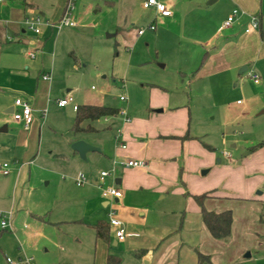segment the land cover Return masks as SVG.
<instances>
[{"label": "rangeland", "instance_id": "rangeland-1", "mask_svg": "<svg viewBox=\"0 0 264 264\" xmlns=\"http://www.w3.org/2000/svg\"><path fill=\"white\" fill-rule=\"evenodd\" d=\"M40 1L44 4V13H40L43 20L39 26L41 34L38 37L23 22L30 39L25 50L36 54L37 74L44 68L51 72V76L53 74L54 87L49 95L50 104L40 115L42 130L38 133L36 151L28 161L25 168L27 174L19 182L18 189L15 191L16 181L11 180L13 173L0 176V196H5L4 201L11 198V203L13 200L15 204L19 202L18 208L0 205V210L10 212L20 209L21 214L16 222L18 231L32 230L35 226V218L26 214L23 210L25 206L31 207L43 198H48L52 202V209L56 211L67 202L70 204L79 189L94 186L89 191L99 193V204L96 202L93 212L92 207H88L83 213L86 218L80 216L87 219L92 213L108 222L110 211L115 209L116 217L124 224L125 238L128 237L122 219L123 207L107 197L104 199L109 200L110 204L105 209L102 206V188L97 181L102 171L109 172L103 187L114 186L126 195L123 186L115 181L118 172L111 168L107 159L98 161L94 158L97 154L93 152H90V158L83 160L78 154L74 156L72 150L75 141L90 143L87 139L93 142L104 140L105 147L112 148L115 131L107 127L109 120H105V117L81 124L82 127L91 124L98 131H73L76 112L71 106L59 107L58 101L62 99L60 92L67 96L71 93L67 89L72 88L70 84H73V87L78 86L74 91L78 92V96L74 97L78 105L90 100L96 104L120 107L119 110L127 109L129 115L138 116L151 107L153 91L163 86L169 90L173 106L186 109L190 122L187 126L189 133L199 137L200 146L197 143L188 147L184 144L180 155L175 156L179 164L178 179L164 190L167 194L165 198H162L164 193H157L152 188L127 190L129 203L134 209L132 211L138 218H147L151 223L171 224L175 230H179L174 232L172 238L176 236L181 239V243H191V234L185 233L187 212L190 209L187 206L191 204L186 190L195 194L207 191L227 193L235 198H214L233 206L228 209L233 212L235 227L231 238L223 242L251 243L253 237L259 238L260 235L263 239L259 242L264 241V235L255 229L264 228V169L247 171L238 165L249 154V147L264 140V50L246 57L238 67H228L236 60L233 49L229 47L224 51L222 61L212 65V56L229 39L228 31L221 29L222 22L235 8L240 10L235 21L244 15L250 20L255 14L247 13L232 0H216L212 3L210 0H175L181 14L171 24L164 25L154 21L155 9L145 8L144 0H74L71 18L75 25L59 27L55 24L54 33L48 34L40 43V36L46 31L45 24L57 22L52 21V11L59 4H64L65 0ZM259 6L258 12L261 14L257 16L264 32V0H259ZM153 21L156 30L148 28ZM247 27L248 24L235 22L236 36L247 35ZM140 28L145 29V35H138ZM209 38L212 39L210 42ZM124 52L130 53L132 60L127 72L120 75L114 69L117 59ZM55 65L64 69V72L59 73L61 76L55 72ZM244 66L247 69L240 73ZM219 67L223 68L216 71ZM254 72L260 76V83H255L249 77ZM121 94L127 97L125 101L120 100ZM206 144L212 149L207 148ZM119 166L125 167L122 162ZM203 170L209 171L203 174ZM79 174H84L88 179L81 186L75 182ZM102 211H105L103 215ZM12 216L8 215V227L2 232L0 217V244L12 243L16 255L14 252L0 251V264H10L8 257L14 264H21V260L35 256L33 251H29L30 243L34 241L28 239L24 243L9 234H14ZM89 222L94 223L91 220ZM25 225L28 227L25 228ZM247 231L250 237L246 236ZM115 232L113 228L110 243L115 241ZM73 239V243H77L76 238ZM26 243L29 245L26 246ZM188 246L185 244L186 248ZM115 248L123 263L135 259L129 247ZM261 264H264V260Z\"/></svg>", "mask_w": 264, "mask_h": 264}, {"label": "crops", "instance_id": "crops-1", "mask_svg": "<svg viewBox=\"0 0 264 264\" xmlns=\"http://www.w3.org/2000/svg\"><path fill=\"white\" fill-rule=\"evenodd\" d=\"M67 1L65 0L64 4H59L56 10L52 11V21H58L63 16ZM159 1L168 6L171 14L162 15L152 6L155 9L154 21L157 20L164 25H169L181 14V10L178 9L175 0ZM215 1L210 0V3ZM232 2L242 7L247 13L259 16L261 14V12H258L260 8L259 0H232ZM43 5L40 0L0 1V161H8L10 163L11 171L9 174L13 173L11 180L12 182L16 181L15 191L18 189L19 182L27 174L25 168L36 151L38 133L40 134L42 130L40 115L47 105L50 104L49 95L52 93L54 87L52 83L53 74L51 76V72H47L45 68L37 74L36 65L38 61L36 54L32 57L25 50L30 39L27 37L26 30L22 24H24L23 22L28 16H41L40 13H44L42 10ZM154 21L152 22L153 24ZM235 22L241 25H249L250 20L244 15ZM223 23L221 24V29L228 31L227 37L229 39L212 56V65L216 64L217 61H222L223 53L229 47L233 49V56H236V60L230 63L228 67L235 65L238 67L244 63L246 57H252L264 50L262 24L260 28H252L250 31H246L245 29L247 35L236 36L237 32L234 30V23L227 28L223 27ZM45 28L46 31L40 36V43L42 40H45L48 34L54 33V26L45 24ZM153 30H156V28ZM31 31L38 37L41 34V31L39 33ZM258 32L260 35H258ZM145 34L144 32L140 34L138 30V35L143 36ZM211 40L209 38L208 41L210 42ZM131 60L132 56L130 53H122V56L117 59V67L114 69L117 71V74L124 75ZM55 68L57 74L64 72L62 67L59 69L55 65ZM222 68L219 67L216 71H220ZM244 71H240V73ZM46 73L50 75L49 79L43 77ZM70 85L72 88H68L67 92H71L72 94L70 93L67 96H72L73 100L65 106L58 105L61 108L71 106L73 111L77 112L74 105H80H78L79 102H75L78 92L74 93V91L78 89V86L73 87V84ZM60 94L62 95V99L67 97L62 92ZM18 97L29 101L32 105L34 119L28 127H25L24 121L14 118V111L19 110L18 107H15V100ZM171 99L172 96L168 89L163 86L157 87L156 91H153L151 107L140 115L132 116L127 112L130 117L129 121L119 112L120 116L116 114L105 117V120H109L107 127L115 131V143L112 148L109 146L107 149L104 145V140L93 142L87 139V141L101 149L100 151H89L87 157L90 158V152H93L97 154L94 158H97L98 161L107 159L111 168L116 169V172H118L115 178L116 183L121 184L126 190V195L123 192V196L115 200V203L118 202L123 207L122 219L125 221L128 237L120 240L115 235L114 243H110L111 236L109 240H105L96 234L95 225L105 222L101 220L100 215L91 213L87 219H84L86 216L83 213L86 212L88 207L91 206V211L93 212L95 211L96 202L99 204V193L95 191V194H93L89 191L94 186L87 187V189H79L75 198L70 200V204L67 202L65 206L60 207L58 210L56 209V211L52 209V202L48 198H43L42 201H38L35 205L31 207L25 206V209H23L26 214L34 216V228L32 230L20 229L18 231L16 222L21 214L19 212L20 209H18L12 211L13 216L11 217V226L14 227V234L9 233L16 239L23 240L24 243L28 239H30L29 241H34V243H30L29 251L30 253L33 251L35 256H32V258L37 264H107L109 254L119 257L120 264H261L262 260H264V241L259 242V240H262L263 236L261 237L260 235L259 238L253 237L250 241L251 243H225L214 238L204 225L201 219L200 207L191 195V204L187 206L190 209L187 212L188 217L186 219L187 227L185 232L191 234L193 238L192 240L189 239L191 243H181V239L176 236L172 238L174 232H178L179 230H175L176 228L171 224L159 223L156 219L158 223H151L147 218H138L135 212L132 211L133 208L129 203L127 190H138L143 187L147 189L152 188L157 193H164L162 198H165L167 194L164 190L178 179L179 164L175 156L180 155L184 144L187 147L193 146L195 143L200 146V141L197 139L199 137L189 133L187 126L190 125V122L186 109H179V107L173 106ZM85 101L87 102L84 104L108 106L92 103L90 100ZM237 102L239 104V100ZM119 108L117 107V109ZM5 125L6 130L3 129ZM89 125L92 126L91 124L87 126ZM92 127L89 130H83V132L98 131L96 127ZM187 133L189 137L183 138ZM184 139L186 140L182 141ZM206 145L207 148L212 149L210 145ZM72 150L74 156L78 154L80 157L77 151L73 148ZM127 159L144 160L146 164L137 167L119 166L120 162ZM238 165L246 168L247 171L264 169V146L257 148L253 152H249V154L241 159V163ZM170 190L168 189L167 191ZM188 192L195 194L189 190ZM4 197L0 196V205L6 208L11 207V209L19 207V202L15 204V200H13L11 203L9 201L11 198L4 201ZM219 197L235 198V196L228 195L227 193L212 192L209 200H206L208 209L221 211L232 206H228L227 202L220 199H214ZM104 198L106 197L102 195V206L106 209L110 201ZM103 213L105 211H102L101 215ZM89 220L94 221V223L89 222ZM260 220L263 221V219ZM24 227L27 228L28 226L25 225ZM234 227L235 224H232V229ZM113 228L116 230L110 224V234ZM255 229L264 235V228L257 227ZM3 230H6V228H2L1 232ZM17 231L18 234H16ZM247 232L246 236L250 237L249 231ZM53 237L54 240H51ZM74 237L77 243H73ZM185 244L189 245L188 248L185 247ZM28 245L29 243H26V246ZM31 245L32 248H30ZM111 245L114 247H111ZM115 246L129 247L133 251L135 259L123 263V259ZM190 248L198 250L192 251ZM142 249H145V252L141 256H137L136 253ZM0 251L3 253H16L12 243L0 244ZM198 252L209 255L211 263L208 261L199 263Z\"/></svg>", "mask_w": 264, "mask_h": 264}, {"label": "built area", "instance_id": "built-area-1", "mask_svg": "<svg viewBox=\"0 0 264 264\" xmlns=\"http://www.w3.org/2000/svg\"><path fill=\"white\" fill-rule=\"evenodd\" d=\"M0 1H4V0H0ZM143 5L145 8H149V7L154 6L157 9V11L159 13H161L162 15H170L171 14V11L168 8V6L159 0H144ZM73 8H74V0H68L63 16L56 23H51V25L55 26V24H58L59 27H61L63 25H68V26L75 25V22L71 18ZM239 13H240V10L235 8L232 11V13L228 16V18L224 21L223 27L227 28V27L232 26V24L236 20V17ZM24 23L26 24L27 28L33 30L35 33H39L41 31L39 26L41 24H43V20L41 19V17L39 15H33V16L26 17L24 20ZM259 26H260V23L258 20V16L252 15L250 17V22H249L248 27L246 28V31H250L252 28H258ZM148 28L153 30L156 27L152 23L149 25ZM143 32H144V29H139L140 34ZM29 54L32 57L35 56V53H33V52H29ZM44 77L49 78V74H44ZM249 77L256 83H258L260 81V76L255 72L250 73ZM120 99L122 101H124L127 99V97L124 94H121ZM72 100H73L72 96H67L63 99H60L58 101V104L61 106H65L68 103H70ZM15 107H18L19 110L14 111V118L16 120L24 121L25 127H28L29 124L34 119L33 108H32L31 103L29 101L21 98V97H18L15 100ZM74 108L77 109L78 106L74 105ZM119 113L124 115L128 121L130 120V117L128 116L127 111L125 109H120ZM123 146H125V145H123ZM225 154L227 155L228 153L226 152ZM122 164H124L127 167H130V166L131 167H137V166L145 165L146 161L137 160V159H127L126 161H123ZM10 171H11L10 163L8 161H0V173L2 175H8L10 173ZM108 175H109V172L102 171L100 173V177L98 178L97 181L99 183V186L102 188L101 191H102L103 197H106V198L109 197L112 199V201H115L117 199H120L123 196V191L121 189L114 187V186L103 187L105 178ZM87 181H88V179L84 174H79L75 178V182L79 186L84 185ZM11 214H12V211L9 212V211L0 210V216L2 218L1 224H2L3 228L8 227L7 217H8V215H11ZM109 215H110L109 223L113 227L116 228L117 238L120 240L125 239L123 222L116 217V210L115 209L111 210ZM7 260L9 263H11V264L13 263L9 257L7 258ZM21 264H37V263L35 262V260L32 257H27L26 259L21 260Z\"/></svg>", "mask_w": 264, "mask_h": 264}, {"label": "trees", "instance_id": "trees-1", "mask_svg": "<svg viewBox=\"0 0 264 264\" xmlns=\"http://www.w3.org/2000/svg\"><path fill=\"white\" fill-rule=\"evenodd\" d=\"M65 11V10H64ZM64 14V13H63ZM206 56V54H205ZM119 109L104 106V105H92L84 104L77 108L76 118L72 130L75 132L92 129V126L82 127V123L86 120H97L101 117L114 116L118 114ZM189 137V134H185L183 138ZM264 146V140L260 141L256 145L250 147V152L255 151L257 148ZM186 194L191 195L200 207L201 219L210 232V234L219 240L228 241L232 236V224L234 221L233 212L231 209H225L221 211L210 210L205 206V200L211 197V192H203L199 194H190L186 191ZM96 234L98 237L105 240H109L110 237V224L109 222H101L95 225ZM145 252V249L138 251L137 256H141ZM199 263L208 261L211 263L209 255L201 252L197 253ZM107 264H120V258L109 254L107 258Z\"/></svg>", "mask_w": 264, "mask_h": 264}, {"label": "water", "instance_id": "water-1", "mask_svg": "<svg viewBox=\"0 0 264 264\" xmlns=\"http://www.w3.org/2000/svg\"><path fill=\"white\" fill-rule=\"evenodd\" d=\"M247 67L244 66L241 71L246 70ZM4 130H6V125L3 127ZM72 148L77 151L80 155V157L84 160H87V153L92 150H98L100 151L101 149L97 146H94L84 140H77L72 144ZM208 170H203L202 173L205 174Z\"/></svg>", "mask_w": 264, "mask_h": 264}]
</instances>
